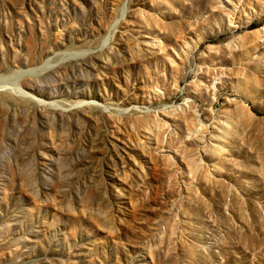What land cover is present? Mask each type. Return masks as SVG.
Masks as SVG:
<instances>
[{
    "label": "rangeland",
    "instance_id": "374dc122",
    "mask_svg": "<svg viewBox=\"0 0 264 264\" xmlns=\"http://www.w3.org/2000/svg\"><path fill=\"white\" fill-rule=\"evenodd\" d=\"M0 80V264H264V0H0Z\"/></svg>",
    "mask_w": 264,
    "mask_h": 264
},
{
    "label": "bare ground",
    "instance_id": "6f19581e",
    "mask_svg": "<svg viewBox=\"0 0 264 264\" xmlns=\"http://www.w3.org/2000/svg\"><path fill=\"white\" fill-rule=\"evenodd\" d=\"M5 76V75H4ZM5 79V78H4ZM6 82H7V80H6ZM2 83H3V80H0V91H6L4 94H2V95H5V96H7L8 94H10V89H8V88H6V83H5V85H2ZM19 89V88H18ZM8 92V93H7ZM32 99H34V98H32ZM36 100H38V99H36ZM30 102H32L33 104H35L36 105V103H34L33 101H30ZM44 104V103H43Z\"/></svg>",
    "mask_w": 264,
    "mask_h": 264
}]
</instances>
